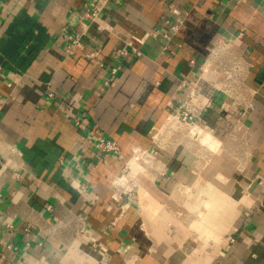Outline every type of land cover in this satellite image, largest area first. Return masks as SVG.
<instances>
[{
  "label": "crops",
  "instance_id": "obj_1",
  "mask_svg": "<svg viewBox=\"0 0 264 264\" xmlns=\"http://www.w3.org/2000/svg\"><path fill=\"white\" fill-rule=\"evenodd\" d=\"M90 1L0 0V264H264V0Z\"/></svg>",
  "mask_w": 264,
  "mask_h": 264
},
{
  "label": "built area",
  "instance_id": "obj_2",
  "mask_svg": "<svg viewBox=\"0 0 264 264\" xmlns=\"http://www.w3.org/2000/svg\"><path fill=\"white\" fill-rule=\"evenodd\" d=\"M113 0H92L89 3L86 4L85 6V13H84V20L89 21L88 24H94L98 21L99 17L101 16L102 13L107 9L108 5L110 2ZM251 0H243V2H250ZM86 24V21H84L83 26L85 29L89 27V25ZM174 30H177V27L173 28ZM153 35V34H152ZM84 34H70V32L65 29L63 33V38L65 41V53L67 57H73L76 53L77 50H83L85 48V45L83 44ZM155 36V35H154ZM131 47V45H129ZM128 53L127 49H123L121 51L122 56H126ZM137 55L139 56L140 53L137 52ZM99 56V53L95 54H90L88 58L90 59H97ZM120 68H116L112 70V75H115ZM1 71V69H0ZM201 86H196L191 89L190 93L188 94L187 98L188 103L192 104L195 103L196 107L199 108L197 100L199 97H201V92L200 90ZM49 97L53 98L54 95L52 93H49ZM186 99H184L186 101ZM183 100V101H184ZM196 100V101H195ZM211 103L206 105V108H209ZM184 107V104L181 105L180 109ZM202 109V108H201ZM198 109H195L194 111L197 112ZM70 112V111H69ZM73 123L79 127L83 128L82 126V118H79L77 116H72ZM85 134V140L88 143H91L94 149L99 153L100 158L103 160H106L112 156H121L122 154V149L119 143L115 140L104 138L102 136H94L92 132L88 130H84ZM123 181V180H121ZM121 181L118 183V186L121 184ZM119 194V192H118ZM2 199V196L0 195V201ZM26 231L29 233L30 230L26 229Z\"/></svg>",
  "mask_w": 264,
  "mask_h": 264
},
{
  "label": "rangeland",
  "instance_id": "obj_3",
  "mask_svg": "<svg viewBox=\"0 0 264 264\" xmlns=\"http://www.w3.org/2000/svg\"><path fill=\"white\" fill-rule=\"evenodd\" d=\"M226 70H224L222 72L223 75H224V77H223V80L221 82V85L219 86L220 87V90L223 91V92H226L227 94L233 93L235 91H239L240 83L239 82H236V81H233L234 79L236 80V78H235L234 74H232L233 73L232 71H230L229 69H226ZM200 90H203V88L201 87ZM236 100L237 99H235V102L237 103ZM209 103L210 102H207V104H209ZM182 104H184V107L179 110V113L173 118L172 122H175L177 124V128H178L177 132H180L182 130V133L184 135V141H185V143L191 145L192 144V138H190L191 136H188V134L190 133L191 127L195 126L196 122L198 121V119L200 118L201 115H198V113L194 111V109L192 107V104L188 103V99H186V101L184 100L182 103H180V105H182ZM236 108L238 109L237 111H239L238 106H236ZM242 114H244V113L243 112L242 113L240 112V114H238V117H236L237 115L236 116H233V117L237 118V125L239 124V122L243 118L242 117ZM227 115H228V113H225V116H227ZM178 134H180V133H178ZM219 154L220 153H218L217 156H219ZM220 155H222V154H220ZM135 158L138 159L137 156L134 157V159ZM221 165L224 166L223 163H220V167H221ZM220 167L217 168V166L216 167L215 166H211L208 171L209 172H211V171H213V172L214 171H218V169H222V167L221 168ZM231 168L233 170L235 168L234 165ZM132 169L133 170L139 169V164L137 165L136 168H132ZM226 172H228V171H226ZM136 174H137V179H138L139 176H142L143 175V170L140 169V171L138 173H136ZM125 176H127V177H124L123 181H121V184L118 187L120 189H124V190L126 189L127 190L129 188V186L132 185L131 184L132 183V179H131V177L129 178L128 177V174H126V173H125ZM184 214L187 215L186 218L184 216V219H192V217H193L189 213V211H187V212L185 211ZM181 218H183V217H181Z\"/></svg>",
  "mask_w": 264,
  "mask_h": 264
},
{
  "label": "bare ground",
  "instance_id": "obj_4",
  "mask_svg": "<svg viewBox=\"0 0 264 264\" xmlns=\"http://www.w3.org/2000/svg\"><path fill=\"white\" fill-rule=\"evenodd\" d=\"M155 136V135H154Z\"/></svg>",
  "mask_w": 264,
  "mask_h": 264
}]
</instances>
